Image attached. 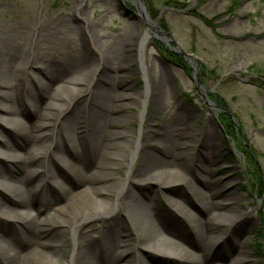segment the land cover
<instances>
[{"label":"rangeland","instance_id":"obj_1","mask_svg":"<svg viewBox=\"0 0 264 264\" xmlns=\"http://www.w3.org/2000/svg\"><path fill=\"white\" fill-rule=\"evenodd\" d=\"M140 1L154 28L160 31L158 35L147 26L133 0H0V31L12 42L20 43L35 39L36 28L53 23L55 41L41 45L37 53L59 76L53 87L61 98L54 100L56 107L50 111L56 125L79 114L70 108L77 95L60 89L66 85L63 66L71 68L78 63L87 66L89 83L99 82L103 87L107 86L106 78L101 76L108 69L113 75L111 92L115 96L128 95L116 100L124 107L113 115L123 121L112 127L126 133L125 142L152 134L159 144L163 126L168 131L177 128L189 149L181 157L184 170L185 166L193 167L196 152L203 149L202 140L210 134L214 151L203 149L213 163L212 173L207 174L208 187H197L196 196L179 185L166 186L160 192L162 196L194 201L207 196L217 202L215 210L222 216L211 227L212 233L220 237L209 253L212 263L226 264L223 256L234 255L231 244L240 240L245 257L242 264H264V0H244L232 9L230 0ZM83 23L88 25V40L74 28ZM103 63H109L111 69ZM33 71L40 72L45 80L40 67ZM145 80L158 81L168 88L159 96L158 104L153 105L150 93L145 107L141 103L136 106ZM217 98L220 101L216 102ZM22 118L31 121L25 113ZM0 136L9 142L11 154L21 150L12 126L0 122ZM114 151L126 154L121 149ZM150 151L162 156L161 149ZM116 166V170L109 171L113 178L127 167L124 161L116 162ZM0 167L8 176L14 172L11 162L2 157ZM51 169L59 185L67 186L71 180L61 163L52 164ZM154 188L155 184L143 185L144 192ZM1 190L0 202L14 206L11 195ZM49 193L54 195L55 191ZM93 196L105 200L104 196ZM159 209L171 214L181 232L188 235L187 220H179L164 204H159ZM9 223L0 217V233L20 245L21 239L9 233ZM78 225L88 233L99 226V219ZM121 227L118 243L131 244L133 236L128 227L123 223ZM64 251L68 256L72 253L68 246ZM139 253L147 264L172 262L170 255L147 250Z\"/></svg>","mask_w":264,"mask_h":264},{"label":"bare ground","instance_id":"obj_2","mask_svg":"<svg viewBox=\"0 0 264 264\" xmlns=\"http://www.w3.org/2000/svg\"><path fill=\"white\" fill-rule=\"evenodd\" d=\"M52 24L36 28L35 39L20 43L0 31V122L14 128L21 149L11 154L9 142L0 136V157L10 161L14 170L8 176L0 167V188L14 200V206L0 202V217L10 221L9 233L21 239L16 245L0 233V264H147L139 253L144 250L170 255L171 264H214L209 253L220 237L211 227L222 216L215 210L217 202L207 196L200 202L166 197L160 192L166 186L179 185L196 196L197 187H208L213 163L206 155L214 151L212 136L206 134L202 140L206 155L203 149L197 151L193 167L185 166L184 170L181 157L189 149L177 128L168 131L163 126L159 144L152 134L125 142L126 133L112 127L123 121L113 115L124 107L116 100L128 95L111 92L113 75L108 69L101 76L106 78L107 86L103 87L99 82L89 83L87 66L78 63L71 68L63 66L66 85L60 89L77 95L70 108L79 114L56 125L50 111L56 107L54 100L61 98L53 87L59 76L37 53L41 45L55 41ZM74 28L88 40V25ZM149 28L156 35L160 33L153 23ZM37 66L45 80L40 72L33 71ZM106 66L111 69L109 63ZM145 83L136 106L141 103L145 107L150 93L153 105L158 104L159 96L168 88L158 81ZM24 113L30 122L23 120ZM154 148L161 149L162 156L150 151ZM117 149L126 154L114 151ZM118 161H124L127 167L113 178L109 171L117 169ZM56 162L67 171L65 175L71 180L67 186L59 185L51 169ZM147 183L155 184L148 190L152 192L143 191ZM113 194L115 197H111ZM159 204L177 214L179 220L188 221V235L181 232L171 214L159 209ZM94 218L99 219V226L88 233L78 225ZM122 223L133 236L131 244L117 241L122 237ZM232 244L235 253L223 256L226 264L244 263L242 242L234 240ZM66 246L72 250L69 256L64 251Z\"/></svg>","mask_w":264,"mask_h":264},{"label":"water","instance_id":"obj_3","mask_svg":"<svg viewBox=\"0 0 264 264\" xmlns=\"http://www.w3.org/2000/svg\"><path fill=\"white\" fill-rule=\"evenodd\" d=\"M134 3V7L135 9L146 19L147 22V26H151V24L153 23L151 20H149L145 7L142 3V1L140 0H133Z\"/></svg>","mask_w":264,"mask_h":264},{"label":"trees","instance_id":"obj_4","mask_svg":"<svg viewBox=\"0 0 264 264\" xmlns=\"http://www.w3.org/2000/svg\"><path fill=\"white\" fill-rule=\"evenodd\" d=\"M242 1H244V0H230L231 9L234 8V7H237ZM197 15L199 16V14H197ZM199 17L200 18H203L202 16H199ZM203 20L206 22L205 18H203ZM217 101H220V100H218V98H217L216 99V102Z\"/></svg>","mask_w":264,"mask_h":264}]
</instances>
